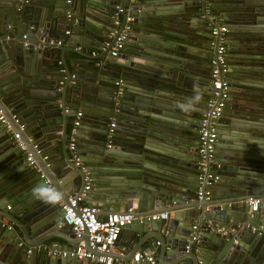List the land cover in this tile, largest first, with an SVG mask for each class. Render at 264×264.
Instances as JSON below:
<instances>
[{
    "label": "water",
    "instance_id": "1",
    "mask_svg": "<svg viewBox=\"0 0 264 264\" xmlns=\"http://www.w3.org/2000/svg\"><path fill=\"white\" fill-rule=\"evenodd\" d=\"M119 3L116 12L115 0H0V109L12 131V114L24 124L19 139L33 160L0 124V264H99L31 248L86 239L62 224L57 204L32 195L46 183L66 200L85 173L99 215L131 208L122 230L139 235L136 249H154L155 264H264V201L255 210L246 203L264 196V0ZM217 24L227 28L234 77L226 101L233 118L217 125L214 152L225 193L198 199L195 130L212 88L209 75L192 69V54L213 51ZM120 33L122 48L109 56ZM71 130L77 162L67 148ZM153 210L170 215L147 219Z\"/></svg>",
    "mask_w": 264,
    "mask_h": 264
},
{
    "label": "built area",
    "instance_id": "2",
    "mask_svg": "<svg viewBox=\"0 0 264 264\" xmlns=\"http://www.w3.org/2000/svg\"><path fill=\"white\" fill-rule=\"evenodd\" d=\"M114 9L116 12L122 10L119 0H115ZM130 20L131 17H126V22ZM114 23H118V20L114 19ZM126 27L125 25V28ZM226 31L227 28L224 24H217L210 29L213 51L209 59V76L211 79L212 91L196 123L198 141L197 153L199 160L197 162L195 193L198 199H208L211 195L212 186L219 179L217 170L220 168V165L215 162L214 152L218 119L229 97L227 75L230 72V68L227 64L225 55L227 40ZM64 33L68 34V31H64ZM22 37H24V35H22ZM123 40L124 34L120 33L108 52L109 56H115L117 52L121 50ZM59 43L60 40H57L56 44ZM23 45L25 46L26 43L24 42ZM90 53L92 55L94 54L93 51ZM71 77L73 78V75H71ZM115 84L117 85L116 94L119 95L122 92V79H118ZM81 115L82 112L80 110L76 111L72 127H76L80 123ZM10 117L12 123L17 126V131H12V125L6 120L0 109V124L3 131L10 134L18 150L24 152L25 145L23 141L19 139L20 131L24 129V124L21 123L17 115L12 114ZM113 126L114 121L111 119L107 124L108 136L112 132ZM72 133L73 130L70 132L67 148L71 157L77 162L78 157ZM32 147L37 150V145L34 144ZM106 147L109 148L110 143L107 142ZM24 155L28 163L33 166V160L30 154L24 152ZM89 181V175L85 173L82 188L69 195L66 200L60 197L59 203H57L62 224L69 226L75 236L85 233L86 239H79L76 245L69 249H58L53 243H50L34 245L31 247L32 250L51 257L90 260L98 262L99 264H114V262H117V264H137L141 261L148 264H155L154 249L151 247L141 248L135 251L130 260L118 261V258L114 256L116 253L123 255V247H121V251H117L115 242L122 228L131 220L132 210L131 208H127L123 211L108 212L103 216H99L98 208L94 204L85 201L89 189ZM260 201H264V196L248 198L246 203L249 205L250 210H255L256 205ZM6 208L8 209L9 206L7 205ZM167 218L168 212L164 210L161 212H154L147 216L149 220ZM195 227V224L191 226L192 229ZM31 248L27 249V252H30ZM188 248L189 245H184L185 251H187Z\"/></svg>",
    "mask_w": 264,
    "mask_h": 264
},
{
    "label": "crops",
    "instance_id": "3",
    "mask_svg": "<svg viewBox=\"0 0 264 264\" xmlns=\"http://www.w3.org/2000/svg\"><path fill=\"white\" fill-rule=\"evenodd\" d=\"M160 5H162V4H160ZM188 46H190V45L188 44ZM193 49H194L193 50L194 52H193L192 56H194V58H195V60H194L195 63L193 65H191L192 66V69H194L196 72H203V73H205V75L206 74L209 75L208 60L210 59V54L212 53L211 49L210 50H207L206 48L201 47V46L196 47V48L193 47ZM225 55H226L227 64L229 65V68H230V64L228 63V60L230 59V57L227 56L226 51H225ZM230 73H228V75H227L228 84H229V82L231 80H234V77L231 76ZM197 74H200V73H197ZM230 114H231V111L229 110V107H227L225 105V107L223 108L222 114H221L220 118L218 119V124H226L227 122H229L230 119L233 118ZM111 119L113 120V118H111ZM223 131H226V130H223ZM195 134L197 136L196 130H195ZM223 150H225V149H223ZM137 162H138L139 165H140V163H144L145 165H148L149 167H154L155 165H157L154 162H150L148 160H143L141 162V160L139 159V160H137ZM217 182L211 188V195L213 193H215V194H217V196H221V195H223L225 193L224 192L225 190H224V187L218 186L217 185ZM85 201L86 202H90V203L93 202V201H91V200H89L87 198V194H86V200ZM154 212H156V210H153V211L149 212V214H152ZM106 213H108V212H105V213L103 212L99 216H103ZM18 215H19V218H21L23 216L21 213H19ZM169 215L170 214H168V216ZM192 222L195 224L197 222V220H193ZM4 223H6V221H4ZM6 225H7L6 226L7 227L6 228L7 230H10L12 228V226H13V224L10 221L9 222L7 221ZM14 228L16 229V227H14ZM16 235L17 236L19 235L18 231H17V234ZM138 238H139V235L134 234L133 232L123 231V230L121 231V233L119 234V236H118V238L116 239V242H115V246H116L117 251H121V247H123V251H122L123 252V255H119V253H116V255H114L116 258H118V261L119 260H130L132 258V256H133L134 252L137 251V250H140V249H136L137 245L139 244V242L136 243L138 241ZM53 240L62 242L61 239H53ZM53 240H49L50 242L49 241H45L43 244H50L51 241L53 242ZM53 244L55 245V247H57V244H55V243H53ZM146 247H148V246L145 245L142 248H146ZM132 249H134V252L132 253V256H131L129 252ZM41 254H43V253H41ZM45 256H47V255H45ZM62 259H67V258H62ZM114 264H117V262H114ZM137 264H147V263L144 262V261H141V262H139Z\"/></svg>",
    "mask_w": 264,
    "mask_h": 264
},
{
    "label": "clouds",
    "instance_id": "4",
    "mask_svg": "<svg viewBox=\"0 0 264 264\" xmlns=\"http://www.w3.org/2000/svg\"><path fill=\"white\" fill-rule=\"evenodd\" d=\"M32 195L35 199L52 205L59 203L60 200V194L56 193L55 189L46 183H41L34 187L32 190Z\"/></svg>",
    "mask_w": 264,
    "mask_h": 264
}]
</instances>
